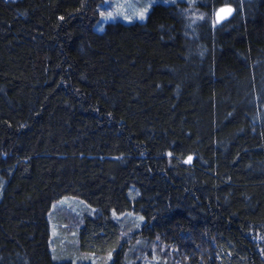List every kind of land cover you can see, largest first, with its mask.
<instances>
[{"label": "trees", "instance_id": "1", "mask_svg": "<svg viewBox=\"0 0 264 264\" xmlns=\"http://www.w3.org/2000/svg\"><path fill=\"white\" fill-rule=\"evenodd\" d=\"M100 3L0 0V264H143L122 214L178 264H264V0L156 2L97 32ZM65 197L96 210L68 253Z\"/></svg>", "mask_w": 264, "mask_h": 264}, {"label": "rangeland", "instance_id": "2", "mask_svg": "<svg viewBox=\"0 0 264 264\" xmlns=\"http://www.w3.org/2000/svg\"><path fill=\"white\" fill-rule=\"evenodd\" d=\"M177 1H184L191 5L195 0H155L154 3H175ZM153 5V0H107V3L102 0V3L98 6L99 18L94 25V29L97 32H103L107 23L116 21L123 23L142 22L145 19H136L135 14L144 7H148L150 10ZM110 12L115 18H101V13L107 16ZM125 16L133 17L132 21L126 20ZM95 213L96 210L94 208L83 204L79 199L74 197H65L52 204L48 218L50 222V246L52 250L68 253L69 249L75 247L76 232L81 226L82 217L84 215L93 216ZM114 218H117L118 222L122 225L123 233L125 234L124 238L128 242L130 252L133 251L137 257L141 256L143 264H178L181 262L179 253L175 252L174 248L166 245L161 240L145 241L144 238H141V235L136 231L137 228L139 229L136 215L122 214L114 216ZM84 256L80 255V262L85 260L91 261L93 264H108L109 262L107 257ZM52 257L54 260L56 258L57 260L59 259L53 253ZM62 259L66 260L67 256Z\"/></svg>", "mask_w": 264, "mask_h": 264}, {"label": "snow or ice", "instance_id": "3", "mask_svg": "<svg viewBox=\"0 0 264 264\" xmlns=\"http://www.w3.org/2000/svg\"><path fill=\"white\" fill-rule=\"evenodd\" d=\"M104 2L107 3V0H104ZM155 2V0H153V3ZM233 9L229 8V7H222L220 8L217 12H216V22H220L221 20L225 19L228 15H230L232 13ZM149 12V8L148 7H144L142 8L139 12H137L135 14V18L139 19V20H144L146 18V15ZM101 18L102 19H113L115 18L113 16V14L110 12L108 13L107 16L104 15V13H101ZM126 20H128L129 22L132 21L133 17L131 16H125L124 17ZM62 19V18H61ZM188 160H191V157L188 158ZM143 217H140L139 220H143ZM110 258V257H109Z\"/></svg>", "mask_w": 264, "mask_h": 264}, {"label": "water", "instance_id": "4", "mask_svg": "<svg viewBox=\"0 0 264 264\" xmlns=\"http://www.w3.org/2000/svg\"><path fill=\"white\" fill-rule=\"evenodd\" d=\"M222 7H229V8H231V9H233V11H232V13H231L230 15H228L225 19L221 20L220 22H222V21H224V20H227L229 17H231V16L233 15L234 8H233L232 6H230V5H224V6H221V7H219V8L216 9V11H215V13H214V20H215V21H216V12H217L220 8H222ZM218 23H219V22H218Z\"/></svg>", "mask_w": 264, "mask_h": 264}]
</instances>
